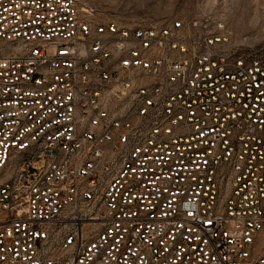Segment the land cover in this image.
Returning a JSON list of instances; mask_svg holds the SVG:
<instances>
[{"label": "built area", "instance_id": "obj_1", "mask_svg": "<svg viewBox=\"0 0 264 264\" xmlns=\"http://www.w3.org/2000/svg\"><path fill=\"white\" fill-rule=\"evenodd\" d=\"M0 264H264V51L0 0Z\"/></svg>", "mask_w": 264, "mask_h": 264}, {"label": "rangeland", "instance_id": "obj_2", "mask_svg": "<svg viewBox=\"0 0 264 264\" xmlns=\"http://www.w3.org/2000/svg\"><path fill=\"white\" fill-rule=\"evenodd\" d=\"M101 22L134 26L168 19H219L232 40L264 51V0H80Z\"/></svg>", "mask_w": 264, "mask_h": 264}]
</instances>
